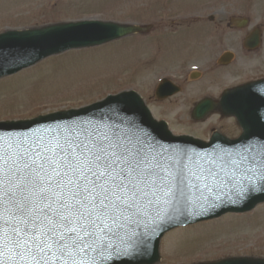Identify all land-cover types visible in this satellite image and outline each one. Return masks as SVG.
Returning <instances> with one entry per match:
<instances>
[{
	"label": "snow or ice",
	"instance_id": "obj_1",
	"mask_svg": "<svg viewBox=\"0 0 264 264\" xmlns=\"http://www.w3.org/2000/svg\"><path fill=\"white\" fill-rule=\"evenodd\" d=\"M250 191L264 141L197 152L118 113L0 131V264H107Z\"/></svg>",
	"mask_w": 264,
	"mask_h": 264
},
{
	"label": "rangeland",
	"instance_id": "obj_2",
	"mask_svg": "<svg viewBox=\"0 0 264 264\" xmlns=\"http://www.w3.org/2000/svg\"><path fill=\"white\" fill-rule=\"evenodd\" d=\"M209 1L0 0V33L86 19L149 27L145 33L49 56L0 78V121L81 108L110 94L136 90L175 134L206 137L214 129L238 136L241 129L232 117L214 111L206 120L195 121L191 114L201 99L218 98L247 79L248 73L264 78V44L251 68L252 62L239 54L229 64L217 62L225 45L240 52L236 40L242 32L257 23L264 32V0H220L214 5ZM241 15H249L251 25L240 32L229 21ZM193 72L200 74L194 78ZM162 78L180 86L177 95L156 96ZM193 255L199 256L187 259ZM240 256L264 257V203L247 213H230L169 231L157 264H197Z\"/></svg>",
	"mask_w": 264,
	"mask_h": 264
},
{
	"label": "water",
	"instance_id": "obj_3",
	"mask_svg": "<svg viewBox=\"0 0 264 264\" xmlns=\"http://www.w3.org/2000/svg\"><path fill=\"white\" fill-rule=\"evenodd\" d=\"M145 29L112 22L85 21L57 25L35 32H8L0 35V77L15 73L68 48L98 45ZM231 58V55L226 56L224 60L229 61ZM178 91L179 89L165 79L158 89V95L167 97ZM222 107L225 113L238 117L244 128L240 138L231 140L215 134L210 142H205L190 136L175 137L165 122H158L152 117L141 96L134 91L109 96L103 102L80 110L61 111L28 120L0 122V131L29 133L33 129L54 126L65 121L96 120L118 113L125 120L136 122L164 145L186 147L197 152H211L217 146L238 149L249 143L264 141V80L227 91L223 96ZM213 108L211 100H204L197 106L195 115L197 118H204ZM261 202H264V191H250L235 203L225 202L202 216L181 218L172 226H165L166 230L154 236L146 248H141L139 254L114 258L107 264H155L160 260V239L168 229L204 218L217 217L228 211H248ZM213 264H264V258L227 259Z\"/></svg>",
	"mask_w": 264,
	"mask_h": 264
},
{
	"label": "flooded vegetation",
	"instance_id": "obj_4",
	"mask_svg": "<svg viewBox=\"0 0 264 264\" xmlns=\"http://www.w3.org/2000/svg\"><path fill=\"white\" fill-rule=\"evenodd\" d=\"M249 6H251V5H249ZM248 5L247 6H245V8H248L249 7ZM235 18H238V17H236V16H234ZM240 17H243V15H241ZM233 19V18H232ZM231 19V21L229 22V25L230 26H232V28H235L236 30L237 29H239V28H237L236 26H238L237 24H236V22L235 21H233ZM250 19V16H249V18H248V20ZM249 25H247V27L246 28H243V29H239V31L241 32V31H245V30H247V28H249V26H250V24H251V19H250V23H248ZM256 28H260V23H257L256 25H254L250 30H247V31H245V32H242V36L240 37V39H237L236 41L237 42H239V44H237L238 45V49H239V51H241V52H243V53H245V54H255V53H257V52H254V51H252V50H249V49H244V48H242V45L240 44L241 43V40L242 41H244V39L247 37V36H249L252 32H253V30L254 29H256ZM231 41H233V42H235V40L234 39H232ZM229 45V44H228ZM230 48H232V49H234V50H237L235 47H233V46H229Z\"/></svg>",
	"mask_w": 264,
	"mask_h": 264
}]
</instances>
